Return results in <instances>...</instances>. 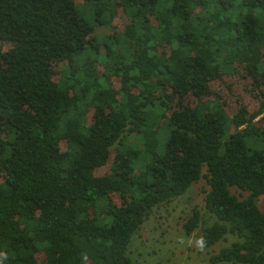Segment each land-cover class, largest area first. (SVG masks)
Wrapping results in <instances>:
<instances>
[{
	"label": "trees",
	"instance_id": "trees-1",
	"mask_svg": "<svg viewBox=\"0 0 264 264\" xmlns=\"http://www.w3.org/2000/svg\"><path fill=\"white\" fill-rule=\"evenodd\" d=\"M235 72L255 100L229 114L212 83ZM201 177L198 247L264 264V0H0V264H133Z\"/></svg>",
	"mask_w": 264,
	"mask_h": 264
},
{
	"label": "rangeland",
	"instance_id": "rangeland-1",
	"mask_svg": "<svg viewBox=\"0 0 264 264\" xmlns=\"http://www.w3.org/2000/svg\"><path fill=\"white\" fill-rule=\"evenodd\" d=\"M120 21L121 15L116 19L118 28ZM99 30L104 31L103 29ZM247 83V78L236 72L227 75L224 81L212 83V89L220 94L221 102L229 114L235 110L238 99L247 103L254 102L253 95L243 90ZM229 133L230 129L225 125V134L228 135ZM160 136L161 140L165 138L164 130L160 131ZM246 140L248 146L251 145L249 137ZM129 142L133 146L139 145L137 139H131ZM205 171L204 166L202 173ZM208 188L205 178L201 177L182 195L153 208L130 242L127 254L132 258L133 264H212L208 260L209 255L222 246L230 244L236 237L228 234L225 239L216 242L208 249L198 247L197 236L201 234V228L215 220V217L204 208L205 192ZM230 190L239 199L248 195V192L235 187H231ZM113 199L114 201L118 200L115 196ZM256 203L260 209L264 210V195L257 197ZM192 207H197L199 210L200 221L199 226L190 235H187L182 224L191 214ZM215 264L233 263L218 262Z\"/></svg>",
	"mask_w": 264,
	"mask_h": 264
}]
</instances>
